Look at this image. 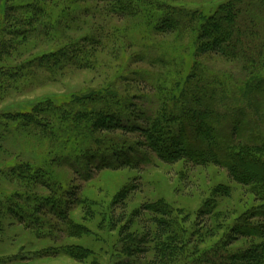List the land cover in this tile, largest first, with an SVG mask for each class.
I'll use <instances>...</instances> for the list:
<instances>
[{
  "label": "rangeland",
  "instance_id": "374dc122",
  "mask_svg": "<svg viewBox=\"0 0 264 264\" xmlns=\"http://www.w3.org/2000/svg\"><path fill=\"white\" fill-rule=\"evenodd\" d=\"M30 1L10 0L12 23L0 34V72L12 69L0 73V264H242V256L258 247V264H264V235L255 229L264 219V201L254 184L237 182L224 166L169 164L154 153L138 169L106 168L84 179L65 158L76 161L91 146L87 141L108 133L86 124L80 104L63 111L64 118L44 116L49 121L35 111L48 100L69 102L99 91L150 106L158 87L187 79L196 59L206 70L234 71L236 59L195 53L191 32L158 28L178 8L201 10L208 20L233 0H138L142 4L130 13L110 11L105 0H47L36 8ZM149 10L155 19L147 18ZM22 14L35 16L16 22ZM20 112L35 114L45 128L10 116ZM78 120L80 127L73 124ZM78 136L86 144L73 143ZM73 186L79 202H71L62 219L46 214L28 223L5 204L34 196L64 204L62 193ZM155 203L167 206L165 213L145 209ZM155 217L170 221V232L162 234ZM177 234L180 242H171ZM215 248L226 257L203 261Z\"/></svg>",
  "mask_w": 264,
  "mask_h": 264
},
{
  "label": "trees",
  "instance_id": "16d2710c",
  "mask_svg": "<svg viewBox=\"0 0 264 264\" xmlns=\"http://www.w3.org/2000/svg\"><path fill=\"white\" fill-rule=\"evenodd\" d=\"M46 1L30 2L36 8V4L46 5ZM105 1L106 8L118 13H130L131 6L142 4L138 0ZM260 1L263 2L261 8H258L259 4L255 0L223 3L212 11L214 13L208 20H203L206 16L201 10L190 12L178 8L172 11L173 16L158 23L160 30L178 29L182 34L191 32L194 36V46L197 47L195 53H211L236 59V68L232 72L221 70L217 73L206 70L196 59L188 78L181 79L174 88L162 87L160 91L159 86L157 101L146 106L147 108L134 103V98L129 101L113 91H99L69 102L48 100L43 109H35L49 121V118L44 116L64 118L66 115L63 111L70 109V106L77 108V104H80V108L86 107V114L83 116L86 124L93 122L100 132L108 133L106 136L87 141L92 142L91 146L85 145L84 151L76 161L65 158L72 164L74 172L87 179L96 170L106 168L138 169L146 164L154 153L169 164L190 161L196 165L213 163L224 166L237 182L254 184L255 194L264 201V0ZM148 7L145 5L143 8L147 10ZM10 12V0H0V34L5 31L7 23L9 26L12 23ZM36 12L38 13V9ZM149 12L147 18L155 19L153 11ZM34 16L22 14L16 22H26ZM192 27L196 28V32ZM5 69L0 73L7 74L6 72L12 71L11 68ZM180 83H183L182 88ZM142 84L150 85L146 81ZM1 85L3 82L0 80ZM63 104H66V108ZM31 110L33 111V107ZM10 116L14 120L18 118L19 124L45 128L44 120L30 112ZM73 124L80 127V120ZM53 133L51 130V134ZM69 139L70 134L67 135L66 141ZM73 143L83 146L86 140L78 136ZM53 179L51 178V181ZM78 188L73 186L65 188L64 192L62 190L66 204H61L55 197L39 199V196L24 199V204L11 200L5 204L22 219H30L28 223H40V218H44L46 214L62 219L69 209L68 205L71 202H79L78 198H72L73 195L76 196ZM165 208L167 206L163 207ZM145 209H149L151 215L165 213L159 203L147 204ZM44 221L46 222L45 219ZM47 223L49 226H57L52 219ZM154 223L162 234L170 232V221L155 217ZM255 229L264 235V219ZM175 241L180 242L178 234L171 238V242ZM167 248L170 252L166 256H170L171 246L168 245ZM132 249L145 251L146 247L132 246ZM212 252L210 257L203 255L202 260L212 261L216 257H226L220 256L222 250L217 248L212 249ZM262 253L261 247L247 252L241 258L244 260L242 264H258L262 260Z\"/></svg>",
  "mask_w": 264,
  "mask_h": 264
}]
</instances>
